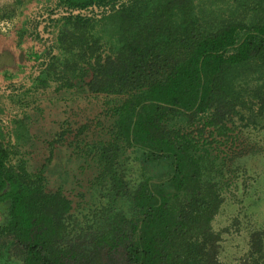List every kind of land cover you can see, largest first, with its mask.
Instances as JSON below:
<instances>
[{
	"label": "trees",
	"instance_id": "1",
	"mask_svg": "<svg viewBox=\"0 0 264 264\" xmlns=\"http://www.w3.org/2000/svg\"><path fill=\"white\" fill-rule=\"evenodd\" d=\"M56 28L57 53L8 97L17 111L0 104V264H223L214 222L246 154L244 130L264 131V0H129ZM80 98L104 103L107 137L69 125L33 164L42 102ZM67 135L87 194L52 188ZM62 173L69 183L73 172ZM239 264H264V232L250 234Z\"/></svg>",
	"mask_w": 264,
	"mask_h": 264
},
{
	"label": "rangeland",
	"instance_id": "2",
	"mask_svg": "<svg viewBox=\"0 0 264 264\" xmlns=\"http://www.w3.org/2000/svg\"><path fill=\"white\" fill-rule=\"evenodd\" d=\"M49 4V1H46ZM25 86H15L13 91L17 93L7 94L4 91L3 101L7 103L5 108L9 111H17L18 106H14L9 101L10 96H20ZM12 91V92H13ZM70 102L45 100L41 104L43 116L39 118L36 125L37 148L32 157V163L36 166L44 164L48 158V143L54 140L67 126L76 132L83 126L90 127L84 133V136L92 138V133L96 129L97 133L103 139L107 137L106 130L109 128L110 121L106 118L104 111V103L92 98L89 99H69ZM29 110V107H26ZM31 108V107H30ZM33 111V110H29ZM98 123L101 125L99 126ZM99 128V129H98ZM65 147L56 151L54 164L60 165V172L52 183V188L63 185L66 190H76L85 193L88 192V183L86 177L80 173V163L70 156L74 153L73 146H70L74 139L73 135H67ZM243 145L239 147L240 153H246L238 161L236 173L231 180V184L225 192V203L220 214L217 216L214 227L218 232L223 233L224 243L223 252L221 254V262L223 264H239L241 259L245 257L249 250V238L253 231L264 232V131H255L253 129L244 130L241 137ZM70 146V147H69ZM72 154V155H71ZM134 155L129 153L128 166L133 170L129 172L132 179L137 178L138 165L133 161ZM131 161V162H130ZM67 170L73 172L69 177V183L62 180L60 175L62 171ZM63 174V173H62ZM65 183H64V181ZM64 183V184H62ZM83 201L80 209V215L86 214L89 210L94 209L100 202L99 194L93 196L90 200ZM4 210H0V220L3 218Z\"/></svg>",
	"mask_w": 264,
	"mask_h": 264
},
{
	"label": "crops",
	"instance_id": "3",
	"mask_svg": "<svg viewBox=\"0 0 264 264\" xmlns=\"http://www.w3.org/2000/svg\"><path fill=\"white\" fill-rule=\"evenodd\" d=\"M53 5L52 0H0V17H11L7 30L0 31V104L7 106L2 97L6 88H29L36 66L45 59L48 49L37 32L43 28L33 17L38 8Z\"/></svg>",
	"mask_w": 264,
	"mask_h": 264
},
{
	"label": "built area",
	"instance_id": "4",
	"mask_svg": "<svg viewBox=\"0 0 264 264\" xmlns=\"http://www.w3.org/2000/svg\"><path fill=\"white\" fill-rule=\"evenodd\" d=\"M128 1L129 0H117L114 4L103 5V6H90L85 9L64 8L53 5L49 8H38L35 11V15L33 19L34 22H36L37 24H39L40 27L43 28L42 30L38 29L37 32L38 35H40L41 39L43 40L45 47L47 49L53 50V54H56L57 51L55 50V45H56V38L58 33L56 28V22H58L64 17H69V16H82L87 18L92 17V18L100 19L105 15L111 14L114 10L121 8V6ZM9 25H10V20H3V21L0 20V31L7 30ZM46 62L47 60L44 59L38 66H36L34 70V74H35L34 76L40 74ZM4 91H6L8 95L15 92L10 88H6Z\"/></svg>",
	"mask_w": 264,
	"mask_h": 264
}]
</instances>
